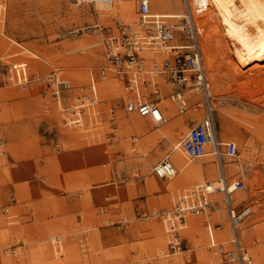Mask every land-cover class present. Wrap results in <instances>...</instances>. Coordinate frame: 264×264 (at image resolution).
I'll return each mask as SVG.
<instances>
[{"label":"rangeland","instance_id":"374dc122","mask_svg":"<svg viewBox=\"0 0 264 264\" xmlns=\"http://www.w3.org/2000/svg\"><path fill=\"white\" fill-rule=\"evenodd\" d=\"M125 1L138 14L139 0ZM159 1L149 0L151 12L170 13ZM178 1L185 12L184 1ZM125 14L102 18L87 0H0V264H211L218 257L211 244L230 238L226 217L219 220L223 230L202 223L207 216L191 217L189 226L176 232L165 221L172 190L161 192L151 180L169 183L154 166L175 148L173 141L165 145L151 125L138 131L132 117L152 123L153 118L127 111L128 92L115 72L101 75L107 57L92 26L140 28L139 15V24H133ZM204 30L205 65L207 55L214 54L215 60L214 68L206 65L207 76L211 88L225 95L210 98L214 124L227 142L238 144L235 157L227 156L222 145L223 161L243 160L247 153V162L259 173L254 186L242 172L234 176L245 183L240 195L252 194L247 201L253 213L240 227L241 241L254 264H264V76L231 77L230 66L237 63L231 43H216ZM95 41L99 44L90 46ZM56 75L58 84L52 79ZM91 76L98 90L95 115L86 110L82 125L69 124L77 98L92 95ZM161 83L164 93L171 91V84ZM247 93L252 96L246 98ZM187 94L185 113L167 98L157 99L167 116L163 124L180 138L206 113L205 104L194 105L204 103V97ZM237 127L244 142L230 136L229 128ZM218 219L211 215V222ZM157 224L168 234L167 253L158 247ZM57 236L63 240L58 250L64 252L55 255L52 239ZM177 236L184 245L181 251L172 247ZM46 246L52 255H45ZM53 256L55 263L50 262Z\"/></svg>","mask_w":264,"mask_h":264},{"label":"built area","instance_id":"2783aa9c","mask_svg":"<svg viewBox=\"0 0 264 264\" xmlns=\"http://www.w3.org/2000/svg\"><path fill=\"white\" fill-rule=\"evenodd\" d=\"M87 1L96 6L98 2L108 5L119 0ZM184 1L186 4V0ZM138 15L140 28L119 23L114 30L113 26L100 22L92 26L102 37L107 57V65L102 68L101 75L106 78L109 71L115 72L128 92L125 101L127 111L142 117H152L163 123L167 121V116L159 100L167 98L179 113H185L190 101L188 92L206 96L210 89L201 44L203 29L196 24L188 9L184 14L153 13L149 0H139ZM145 50L152 51L150 54L153 56L149 57ZM154 54L157 56L154 57ZM52 79L59 83L57 75ZM161 81L171 84L170 92L164 93ZM90 85L92 95H80L71 106L72 117L67 121L69 124L82 125L86 110L95 115L98 90L93 76ZM147 88L149 92H145ZM55 95L60 100V86ZM209 103V98L204 103L194 102L196 109L205 104L206 113L201 120L190 126L181 139V147L188 158H201L211 147L215 124L213 109ZM222 145H225L227 156H237L236 141L219 143L221 151ZM173 150L154 166V172L159 177L172 178L175 175L174 163L169 156ZM226 174L227 171L221 172L224 183L220 187L211 189V183L204 182L175 192L164 217L174 232L185 229L189 226L190 218L198 216H207L208 219L205 218L203 223L215 230H223L224 224L219 220L220 217H226L230 238L211 244L210 247L215 246L218 255L217 260L211 264H248V247L241 241L240 227L252 215L253 204L233 196L235 191L245 188V183L242 179H237L233 182L234 189H231ZM211 215L219 219L211 222ZM172 247L176 251L183 250L184 245L178 236L172 242Z\"/></svg>","mask_w":264,"mask_h":264},{"label":"bare ground","instance_id":"6f19581e","mask_svg":"<svg viewBox=\"0 0 264 264\" xmlns=\"http://www.w3.org/2000/svg\"><path fill=\"white\" fill-rule=\"evenodd\" d=\"M186 2L187 3L185 4V8L189 10L190 14H192L191 16L193 20H195L196 24L200 26V29H203L205 27V30L207 31L206 38L207 37L212 38L211 40L214 39V41L216 39L218 41L219 39L221 42L229 41L231 43L232 49L234 51V55L237 59V63H234V61L232 60L234 65L230 66L231 67L230 68L231 77H233L237 81H240L246 76H248L249 74H252V75L254 74L256 78L253 77V79L255 78V80L257 79L261 80V78L264 76V0H186ZM132 4L130 5L125 0L115 1L112 4H108V5H104L98 2L96 3L95 8L99 11V13H101L102 18L108 19L111 14L116 15L118 13L120 14L126 13L125 15L129 17V20L132 21L133 24H139V22L137 21L138 14H136V10L134 12V6H132ZM159 5L162 9L169 10L171 14L173 13L184 14V12L182 11L184 6L181 5L178 0H160ZM85 10H87L86 12L92 14V12L87 7H85ZM160 13H164V12H160ZM201 35H204L203 30H202ZM203 43L205 44V42ZM9 44L10 43L8 42V45ZM18 44L20 45L21 43H18ZM98 44L99 42L95 41L93 43H90V46H96ZM229 47L231 48L230 45ZM24 48L29 50L27 47H24ZM226 48L228 47L226 46ZM16 50H19V49L18 48L13 49V52ZM156 56L157 54L154 57ZM213 56L214 54L213 55L211 54V55H207L206 57V61L208 62V64L206 65L210 66L208 68H214L215 66V60ZM246 78L248 79V77ZM196 96L198 98L203 96L206 102L208 101V98H209L210 106L212 104L211 103L212 96L216 98L217 97L225 98V95H220L219 93H216L215 89L211 88V84H210V89L208 90V92H206V96L203 94H194L192 97H196ZM251 96H252L251 93H247L245 95L246 98H250ZM237 98L239 100H244L241 96H237ZM254 102L255 101L251 103H254ZM254 104H256V102ZM170 112H174V111L170 109ZM131 120H132L134 127L138 131L139 130L142 131L151 125V127H153V129L155 130L154 135L156 137L163 138L165 145L169 143V140L173 141L175 148L169 156H170V159L174 163V167L176 171L175 175L172 178H170L169 183H165L164 181L160 180V178L159 179L154 178L151 180L152 186L155 189L160 190L161 192L172 190V193L170 194L173 195L175 193L174 192L175 189H178L181 187L188 188L190 186H195L197 184L204 183V182H208L209 184L211 183V186H210L211 189L220 187L224 183V178L221 175L222 171L223 172L227 171L226 175L228 177V181H229V185L231 189H234V186H235L233 183L235 181L234 175H236L238 172H242L243 175L245 174V176H248L247 178L250 181V184L252 186H254L255 182L257 181V178H258L257 176L259 173H257L253 169V167H251V164L247 162L248 160L247 153L244 154L243 160L242 159H237V160L232 159V161L222 160L224 153H222V151L218 148L219 147L218 144L219 143L225 144L228 138L224 137L222 132L217 130L216 127L213 133L212 144L207 154H205L201 158L192 159V158H188L186 154L184 153L181 147V144H180L182 138H180L179 133L172 132V129L170 128V126L165 125L163 123H159L154 118H153V121H154L153 123L148 122L146 118L132 117ZM126 122L129 123L128 120ZM178 122L180 123V121L177 120V123ZM174 123H176V121H174ZM239 129H240L239 127L229 128L228 130L229 133H232V135L230 134L229 135L232 137H238L241 141L244 142V135L240 133L241 131ZM81 135L82 134H78V135L76 134V137H80ZM149 164L150 163L148 162L144 163V167L148 171H149ZM240 192L241 191H235L233 194V196L238 200H247L248 198H250V195H252L248 193L244 195L242 194L243 196H241ZM156 228H157L156 231H158L157 233L158 247H160V249L163 250L164 253H167L168 252L167 251L168 234L164 232L160 224H157ZM246 234H250L249 229H247ZM58 243H61L60 246H63V240L61 239L60 236H57L56 238L52 239V244L54 245L53 247L52 246L51 247L54 248L55 252L54 251L53 252L55 255H58L59 252H64V250H62L61 247H60L61 251L58 250V245H57ZM52 248H49L48 246H46L45 255L47 256L52 255L51 253L53 250ZM247 259H248L247 261L248 264H254L253 256L251 252L249 251V249H248ZM50 262L55 263V256H53Z\"/></svg>","mask_w":264,"mask_h":264},{"label":"crops","instance_id":"0c3cea01","mask_svg":"<svg viewBox=\"0 0 264 264\" xmlns=\"http://www.w3.org/2000/svg\"><path fill=\"white\" fill-rule=\"evenodd\" d=\"M153 13H160V12H153ZM166 14H168V13H166ZM169 14H171V13H169ZM173 14H177V13H173Z\"/></svg>","mask_w":264,"mask_h":264}]
</instances>
